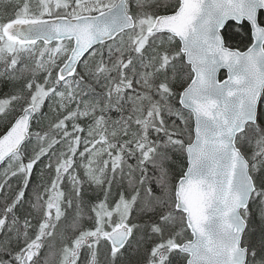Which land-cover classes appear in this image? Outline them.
Returning a JSON list of instances; mask_svg holds the SVG:
<instances>
[{"label":"snow or ice","instance_id":"obj_1","mask_svg":"<svg viewBox=\"0 0 264 264\" xmlns=\"http://www.w3.org/2000/svg\"><path fill=\"white\" fill-rule=\"evenodd\" d=\"M262 15L264 0H0V264H264ZM229 26L251 46H228ZM45 155L55 175L21 214Z\"/></svg>","mask_w":264,"mask_h":264},{"label":"trees","instance_id":"obj_2","mask_svg":"<svg viewBox=\"0 0 264 264\" xmlns=\"http://www.w3.org/2000/svg\"><path fill=\"white\" fill-rule=\"evenodd\" d=\"M8 12L11 13V8L9 7ZM159 14H164V9L160 10ZM261 19H264V15H262ZM226 35V43L228 46L233 48H239L240 50L245 49L248 47L251 43L250 33H248L247 29H245L244 32H233L231 30V26L225 31ZM87 59V57H85ZM31 61L27 57V55L22 56L21 58V66L25 63H30ZM0 68H3V65L0 64ZM10 91L9 88L5 87L2 91H0V95H3V92ZM22 104L14 105L16 108V111L10 114V116L7 118L9 121L13 120L18 114L19 109L22 107ZM178 106V105H177ZM43 113L47 114V119H44L42 121V124L39 128V130H47L49 125V120L51 122H55L59 117L55 113H51L49 111L48 103L46 102L43 106ZM188 113L185 112V116H187ZM171 122V121H169ZM5 121L3 119H0V135L6 130L4 127ZM69 131H71V124L68 125ZM190 127L192 128V122L190 123ZM32 130L36 131L38 130V126L35 121L32 122ZM86 135V132H85ZM187 138V134H185ZM33 144H35V140L32 141ZM63 146H57L54 151L58 154L59 151L62 149ZM80 151H83V146L80 147ZM49 160L52 161L53 167L51 170H48L45 168V165L49 163ZM55 161H56V155H45L41 158L39 162L34 166V169L31 173L30 182L26 188V196L24 198V204L17 209L18 212L23 214L24 212L31 211L30 203L29 201L33 199L34 197V189L37 188L41 183H50L51 178L55 175ZM175 164H174V170L176 173V179L179 178V175L182 174V169H185L186 166V158L185 155H181L179 153L175 156ZM25 163H27V160H25ZM8 167L7 163H5L0 168V184L5 183V177H4V170ZM81 175L82 170H79ZM8 185L11 186V191L9 192V188L6 186L4 188V192L8 195H14L17 191H19V187L22 185V177H12L8 179ZM70 187L68 185L67 181H65V191ZM42 191V189H41ZM100 198H103V194L100 193ZM92 200L96 199V195L93 194L90 197ZM0 206H2V197H0ZM252 213L255 209V206H252ZM257 214V213H256ZM255 214V215H256ZM33 215H36L33 213ZM135 215V214H133ZM251 216V220L249 223V234L251 235V239L253 244L260 238L262 231H264V227H260L258 221L256 220V216ZM35 222V221H34ZM131 259L135 262L137 260V257L133 256Z\"/></svg>","mask_w":264,"mask_h":264},{"label":"water","instance_id":"obj_3","mask_svg":"<svg viewBox=\"0 0 264 264\" xmlns=\"http://www.w3.org/2000/svg\"><path fill=\"white\" fill-rule=\"evenodd\" d=\"M54 43V42H53ZM251 44H252V41H251V43H250V45L249 46H251ZM247 49V47L245 48V49H243V50H241V51H244V50H246ZM221 73H224V77L223 78H221L220 79V74ZM227 75H228V73H227V69H221L218 73H217V78L219 79V80H224V79H226L227 78ZM194 121H193V128H194ZM6 131V130H5ZM4 133V132H3ZM2 133V134H3ZM1 134V135H2ZM187 159V158H186ZM4 162H0V166L3 164ZM186 167H187V163H186ZM186 167H185V169H186Z\"/></svg>","mask_w":264,"mask_h":264},{"label":"rangeland","instance_id":"obj_4","mask_svg":"<svg viewBox=\"0 0 264 264\" xmlns=\"http://www.w3.org/2000/svg\"><path fill=\"white\" fill-rule=\"evenodd\" d=\"M256 213H257V212H256V210L254 209V211H253V213H252V216L255 215ZM255 216H256V218H257L256 220L258 221L259 226H260V227H264V225H262V223H261V221H260L258 215L256 214Z\"/></svg>","mask_w":264,"mask_h":264},{"label":"flooded vegetation","instance_id":"obj_5","mask_svg":"<svg viewBox=\"0 0 264 264\" xmlns=\"http://www.w3.org/2000/svg\"><path fill=\"white\" fill-rule=\"evenodd\" d=\"M262 106H264V103H262ZM252 206H255V205H250V208H251Z\"/></svg>","mask_w":264,"mask_h":264}]
</instances>
